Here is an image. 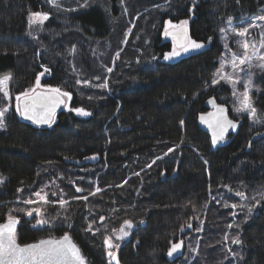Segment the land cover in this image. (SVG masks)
<instances>
[{"label":"trees","instance_id":"trees-1","mask_svg":"<svg viewBox=\"0 0 264 264\" xmlns=\"http://www.w3.org/2000/svg\"><path fill=\"white\" fill-rule=\"evenodd\" d=\"M59 4L0 0V78L11 74V93L30 89L45 69L46 86L71 93L69 109L51 126L27 122L15 109L7 114L0 223L15 215L22 244L67 233L90 264H109L104 239L126 220L135 229L120 245L119 264H264V123L237 115L230 86L213 83L227 33L264 18V0ZM37 11L49 19L32 35L29 16ZM167 20H188L190 37L208 48L164 62L172 50L162 38ZM256 83L254 106L264 121V73ZM212 97L241 122L232 141L216 150L198 121ZM41 190L52 203H23ZM37 207L43 218L21 211ZM40 218L48 223L37 225ZM236 238L241 243L233 244ZM180 241V255L171 259V244Z\"/></svg>","mask_w":264,"mask_h":264},{"label":"snow or ice","instance_id":"snow-or-ice-1","mask_svg":"<svg viewBox=\"0 0 264 264\" xmlns=\"http://www.w3.org/2000/svg\"><path fill=\"white\" fill-rule=\"evenodd\" d=\"M48 2L54 7H60L59 0H48ZM48 19V13L39 11L32 12L29 16V21L31 24H42ZM229 20H231V17H229ZM187 25L188 20H183L179 24H172L171 21H169L165 26L164 35L166 37L171 36L174 41V45L177 46H174L171 52L164 54V60H171L174 57L179 56L181 52L188 53L190 51L199 50L205 46L203 43H198L195 40H191V38L188 36ZM252 27H257V25L253 24ZM237 35L240 37H246L250 35L249 29L244 28L238 32ZM209 40H211V38H209ZM237 44L242 50V54H233L230 61L233 69L244 71V67L242 66H247L249 69L256 67L264 71V33L261 35V40L258 47L256 44L246 39L237 41ZM225 48H228L227 44H225ZM253 60L258 61V63L253 65ZM219 62L221 68H223L226 62L225 59L222 57ZM45 71L48 70L45 69ZM108 71H111V69H108ZM217 71L219 72L220 69ZM43 74L44 73H40V75ZM11 79V74L0 78V93L3 94L5 99L10 98L8 84ZM221 80L231 83L234 89L236 85L241 82L238 77L227 74L220 75L219 80H214L213 83H219ZM77 83H80V81H77ZM84 83L88 84L89 82L85 81ZM97 86L101 88H107L106 83ZM38 87H40V76H37L36 78L35 87L26 90L16 97V111L19 112L25 119L31 120L34 124H47L51 126V124L54 122L56 108L60 104L64 103L62 98L67 97L71 99V93L62 91L60 88H50L46 92H36V88ZM252 88L253 83L251 75H249V78L244 82V92L239 94L237 97L240 106L236 109V111L238 113H247L250 118H253L254 123H264V121L255 119L257 117V109L254 106L252 97L250 95ZM234 95H236L235 92ZM209 103L213 104V106L216 108L215 113L208 114L210 117H214V122L207 120L203 115L200 117V120L203 123H208V126L213 128L212 144L216 145L218 141L224 139V133L228 130V128L235 129L237 124L227 119L225 116L226 110L223 106L216 105L214 100H209ZM72 111L82 116L91 115V113L87 112L83 108H75L72 109ZM6 112L7 109L0 110V129L4 128L5 126ZM181 124H183V121H181ZM248 146L251 147V142H249ZM172 151H174V149H168V152ZM167 154L168 153H165V155ZM90 159H96V156L90 157ZM157 159H160V157H157ZM153 163H155V161H153ZM205 163H207V161H205ZM3 182L4 181L0 179V184ZM18 191H23V189H18ZM76 191L82 192L83 189L77 187ZM99 191L100 189L97 188L96 192ZM90 194L95 195V193ZM34 195L36 197L35 200L29 198L24 200L23 203L28 205L52 203L48 199V194L43 192V190L35 192ZM53 195H55V193H53ZM236 195L240 196L242 199L246 198L243 192H237ZM76 198H82L86 200L87 196ZM58 202L61 206L66 203V201L63 199H60ZM258 203L259 201H257V204ZM231 207L236 208L237 205L233 204ZM254 207L255 205L249 207L247 212L251 214ZM21 211H25V214L30 217L33 216V212L37 213V215H41V209L39 207L31 210ZM100 219L103 220V217ZM19 223V219L11 212L8 214L6 220L3 223H0V264H85L84 258L80 255V250L72 242L70 235L67 233H65L60 239L49 238L46 240H40L33 244H27L23 246L20 245L17 243L16 239V228ZM36 223L37 225H43L48 223V221L44 219H38ZM132 227L133 223L131 221H124V225L120 228L119 235L115 237V240L119 241L125 239L129 235L128 230L132 229ZM187 227L191 228L192 225L188 224ZM229 227H232V225H229ZM87 230H92L91 224H89ZM225 239L227 240V237H225ZM232 243L239 244L241 241L236 238L232 240ZM104 244L109 249L107 255L111 258V261H116V264H119L116 253L113 249H118L120 245L118 243H114L111 236L105 237ZM182 246L183 241L172 243L167 253L168 256H172L174 253L178 252ZM111 261L109 264H111Z\"/></svg>","mask_w":264,"mask_h":264},{"label":"rangeland","instance_id":"rangeland-1","mask_svg":"<svg viewBox=\"0 0 264 264\" xmlns=\"http://www.w3.org/2000/svg\"><path fill=\"white\" fill-rule=\"evenodd\" d=\"M169 21H171V20H167L166 22H165V24H164V28H165V26L167 25V23L169 22ZM183 21V20H182ZM30 22V21H29ZM45 22V21H44ZM44 22L42 23V24H31L30 23V27H31V29H32V35H34L35 33H37V32H40L42 29H43V27H44ZM181 21H179V22H174V21H171V23L172 24H179ZM257 25V27H252V25ZM187 27H189V22H188V25H187ZM244 28H248L249 29V33H250V35H248V36H246V37H240V36H238L237 35V33L238 32H240L241 30H243ZM262 33H264V18L263 17H260V18H256L251 24H249V25H247L246 27H243V28H237V29H230V31L227 33V40H226V42H225V44H227L228 45V48H225V53H224V56H223V58L225 59V64H224V66H223V68H221V65H220V67H219V69H220V71L217 73V79L219 80V77H220V75H227V74H231V75H233L234 77H238L239 79H240V83L239 84H237L236 85V87H235V89L233 88V86H232V84L231 83H228V82H226V81H223V80H221L220 82H222L223 84H226V85H229L230 86V88H231V90H232V98L234 99V104H235V113L237 114V115H247L248 116V114L247 113H238L237 111H236V109L240 106V104H239V101H238V99H237V97L239 96V94H241V93H243L244 92V82L249 78V75H251V79H252V83H253V88H252V90H251V93H250V95H251V97H252V100H253V103H255L254 101V92L255 91H258L259 90V88H260V85H256L257 83V81H258V77H259V75L260 74H263L264 73V71H262V70H260V69H258V68H256V67H253V68H251V69H249V68H247V66H242V67H244V71H239V70H234L233 69V67H232V65H231V63H230V61H231V59H232V56H233V54H242V50L239 48V46H238V44H237V41H239V40H249V41H251L252 43H254V44H256L257 45V47L259 46V42H260V40H261V35H262ZM162 38H163V41H170L171 43H172V49H173V47L175 46L174 45V42L173 41H171V40H169L165 35H164V30H163V33H162ZM191 38V37H190ZM191 40H193L192 38H191ZM196 42H198V41H196ZM198 43H203V42H198ZM205 46L203 47V48H201V49H199V50H195V51H190V52H188V53H183V52H181V54L179 55V56H177V57H174L173 59H171V60H164V58H163V61L164 62H166V63H172V62H175V61H178V60H180V59H182V58H185V57H188V56H191V55H193V54H196V53H199V52H202V51H204V50H206L207 48H208V44H206V43H203ZM172 51V50H171ZM170 51V52H171ZM256 63H258V61H256V60H253V65H255ZM41 73H44L43 75H38V76H40V87H38V88H36V90L37 89H50V88H52V87H49V86H46L44 83H43V81H44V79L46 78V77H48L49 76V71H43V72H41ZM3 78V77H2ZM11 81H12V79H11ZM11 81L9 82V84H8V90H9V93H10V98L9 99H5L4 97H3V94L2 93H0V110H4V109H7V112H6V116H7V114L11 111V110H13V109H15L16 110V104H17V101H16V97L18 96V95H20V94H18V95H14L13 93H11V91H10V84H11ZM35 84H36V82L34 83V85L31 87V88H33V87H35ZM217 84V83H216ZM30 88V89H31ZM29 90V89H28ZM234 92L236 93V95H234ZM70 100L71 99H69L68 98V104H67V106H66V109H69V102H70ZM6 116H5V119H6ZM250 118V117H249ZM255 119H259V117H258V115H257V117L255 118ZM250 122L251 123H254L253 122V118H250ZM256 124V123H255ZM1 130H3V128L2 129H0V131ZM97 160V158L96 159H91L90 161H96ZM0 179H2L1 177H0ZM3 180V179H2ZM1 185L2 184H0V187H1ZM41 216V218H43V215H40ZM39 216V217H40ZM40 218V219H41ZM124 224H122V226H123ZM121 226V227H122ZM121 227H119L118 229H116V230H111L110 232H108L107 233V235L106 236H111L112 238H113V241H114V243H118L119 245H121L124 241H127V240H129V238L131 237V234H132V231L135 229V225L133 224V227H132V229H130V230H128L129 231V235L125 238V239H123V240H119V241H117V240H115V237L117 236V235H119V230H120V228ZM105 245V244H104ZM105 248H106V252H108L109 251V249L107 248V246L105 245ZM120 248V247H119ZM119 248L118 249H113L114 251H115V253H116V255H117V252H118V250H119ZM108 258L110 259V261H111V258L108 256Z\"/></svg>","mask_w":264,"mask_h":264},{"label":"water","instance_id":"water-1","mask_svg":"<svg viewBox=\"0 0 264 264\" xmlns=\"http://www.w3.org/2000/svg\"><path fill=\"white\" fill-rule=\"evenodd\" d=\"M187 28H188V27H187ZM188 36L190 37L189 28H188ZM167 38H168L169 40L173 41V39H172L171 36H168ZM173 42H174V41H173ZM175 46H177V45H175ZM47 90H48V89H37L36 92H46ZM62 99L64 100V103L60 104V105L56 108V110H55V117L57 116V114H58L60 111L64 110V108H65V107L67 106V104H68V98H67V97H64V98H62ZM209 100H214L216 105L223 106L224 109L226 110V111H225V116L227 117V119H228V120H231V121H233V122H235V123L237 124V127H236L235 129H233V128H228V130L224 133V139H223V140L218 141L216 145H213V144H212V148H213L214 150H216V149H218V148H220V147H223V146L228 145V144L232 141V137H233L234 135H236V134L238 133V131L240 130L241 122L238 121V120H236V119H234V118L232 117V115H231V112H230L229 107H228L226 104L221 103L220 101H218L215 97H212V98L208 99V101H207L206 104H205L207 110H206V112L202 113V114L200 115V117L203 115V116L206 117L207 120H209V121H213V122H214V117H210L208 114H210V113H215V112H216V108L213 106V104H210V103H209ZM19 114H20V113H19ZM20 117H21L23 120H25V121H27V122H30V123L34 124L31 120L25 119L21 114H20ZM55 117H54V120H55ZM200 117H199V120H198V121H199V126H200V128H201L204 132H206V133L209 134V136L211 137V141H212L213 128H210V127L208 126V123H203V122H201ZM34 125L39 126V127L49 126V125H47V124H34ZM16 229H17V228H16ZM62 237H63V236H60V237H50V238H51V239H60V238H62ZM70 237H71V236H70ZM46 239H49V238H44V239H40V240H46ZM40 240H37V241H34V242H30V243H26V244L19 243L18 241H17V243H19L20 245L23 246V245H27V244L37 243V242L40 241ZM71 240H72V242L76 245V247L80 250V255L84 258L85 264H90L89 261L87 260L86 256H85V254H84L82 248H81L80 245L78 244V242H77L74 238H72V237H71ZM179 255H180V250H179L178 252L174 253V254H173L172 256H170V257H171V259H177V258L179 257Z\"/></svg>","mask_w":264,"mask_h":264},{"label":"bare ground","instance_id":"bare-ground-1","mask_svg":"<svg viewBox=\"0 0 264 264\" xmlns=\"http://www.w3.org/2000/svg\"><path fill=\"white\" fill-rule=\"evenodd\" d=\"M211 143H212V141H211Z\"/></svg>","mask_w":264,"mask_h":264}]
</instances>
